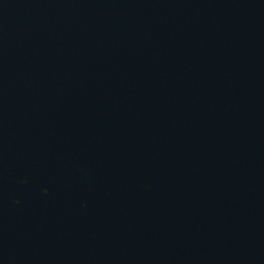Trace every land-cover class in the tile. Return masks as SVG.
<instances>
[{
  "label": "water",
  "instance_id": "water-1",
  "mask_svg": "<svg viewBox=\"0 0 264 264\" xmlns=\"http://www.w3.org/2000/svg\"><path fill=\"white\" fill-rule=\"evenodd\" d=\"M0 264H264V0H0Z\"/></svg>",
  "mask_w": 264,
  "mask_h": 264
}]
</instances>
